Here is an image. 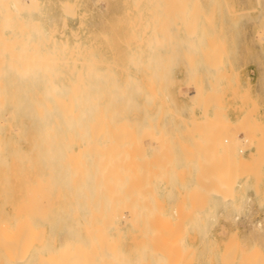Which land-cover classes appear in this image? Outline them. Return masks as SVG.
Segmentation results:
<instances>
[{
  "label": "rangeland",
  "instance_id": "obj_1",
  "mask_svg": "<svg viewBox=\"0 0 264 264\" xmlns=\"http://www.w3.org/2000/svg\"><path fill=\"white\" fill-rule=\"evenodd\" d=\"M38 1L40 9L30 16L55 40L79 47L102 80L119 87L131 84L127 98L133 95L129 104L136 108L130 107V116L147 124L138 131L146 139L138 145L145 156L137 178L146 183L140 234L147 225L171 227L172 239L179 242L180 237L191 247L189 264H264V0ZM65 3L72 5L68 13L73 16L63 12ZM187 4L195 9L181 17L179 7ZM8 97L0 103L7 112L0 115L5 119L0 121V157L16 156L18 166L6 178L0 159L2 215L38 170L31 146L36 123L29 108L34 102ZM9 101L17 108L21 104L23 113ZM120 228V245L127 250L131 232L125 224ZM37 229H43L46 244L40 248L34 236L25 241L21 257L28 264H39L37 247L59 246L67 232L65 220L56 214L34 223ZM141 243L145 251V237ZM155 263L153 257L143 260Z\"/></svg>",
  "mask_w": 264,
  "mask_h": 264
},
{
  "label": "bare ground",
  "instance_id": "obj_2",
  "mask_svg": "<svg viewBox=\"0 0 264 264\" xmlns=\"http://www.w3.org/2000/svg\"><path fill=\"white\" fill-rule=\"evenodd\" d=\"M179 8L180 15L186 17L195 9L191 4ZM39 9L38 0H0V103L8 96L22 97L25 103L26 99L34 102L33 108L32 104L29 108L33 110L31 114L36 123L35 141L31 146L35 149L38 165L34 180L25 184L19 198L9 202L8 213L0 214V264H25L27 258L21 257L22 248L28 247L25 241L34 236L40 248L45 243L44 228L34 231V223L46 221L54 214L65 220L66 236L62 235L64 240H60L59 246L51 247L47 243L48 249L37 247L38 250L34 244L35 247L31 246L38 252L39 264H143L148 257H153L155 264H189L187 261L193 258L191 247L180 242V235L179 242L172 239L171 227L158 229L147 225L142 228V234L137 229L142 188L146 184L137 178L140 173L137 165L145 156L138 153V145L146 141L138 131L145 129L147 124L137 118L134 119L139 121L135 122L130 116V109L136 108L129 104L133 95L127 98L126 88L131 84L128 87L123 83L124 86L119 87L97 76L96 67L91 63L89 66L90 61L86 63L87 58L79 47L55 40L40 22L31 18L30 15ZM62 9L67 14L73 11L69 3ZM129 56L131 59V54ZM109 75L114 76L113 73ZM126 78L124 82L129 80ZM7 86L13 88L10 90ZM135 86L140 90L138 84ZM21 107L20 104L17 111ZM2 110L0 115L6 112L5 106ZM25 112L29 114V110ZM145 116L148 119L147 113ZM3 119L0 121L4 122ZM1 149L0 139V156ZM0 159L4 177L14 176L18 166L16 156ZM19 159L21 161L20 156ZM47 224L50 226L49 222ZM121 224L128 226L131 232L127 250L120 245ZM143 237L147 243L145 251L141 243Z\"/></svg>",
  "mask_w": 264,
  "mask_h": 264
}]
</instances>
